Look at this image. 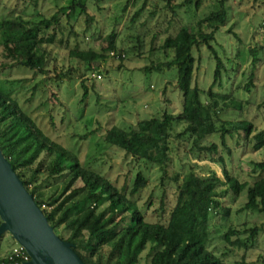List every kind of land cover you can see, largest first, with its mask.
Returning a JSON list of instances; mask_svg holds the SVG:
<instances>
[{"label": "trees", "instance_id": "obj_1", "mask_svg": "<svg viewBox=\"0 0 264 264\" xmlns=\"http://www.w3.org/2000/svg\"><path fill=\"white\" fill-rule=\"evenodd\" d=\"M228 1L215 0L207 15H200L196 22L181 26L176 35L167 37L159 48L161 58L140 68L145 72L176 69L175 86L183 95L180 111L175 113L161 107V113L140 118L128 129L113 126L104 134L107 143L120 148L133 160L157 166L161 185L165 180L177 183L176 203L171 208H167L165 192L161 194L160 207L155 211H158L157 220L148 216L152 194L144 208L133 198L150 185L142 169L135 174L130 192L121 190L107 175L83 164L78 154L45 134L24 110L18 96L6 88L8 79H0V146L56 233L73 243L74 250L86 264H136L147 248L150 264H224L223 254L209 248L212 214L220 213L225 219L230 214V207L217 198L218 188L227 186L220 195L232 192L233 200L246 191L247 201L236 211L239 214L244 211L252 215L264 213V159L250 161L252 166L246 175L251 180H241L228 166L235 149H243L247 144L256 151L264 148V130H257L251 120L233 117L236 110L242 114L244 104L250 102L238 96V91L251 92L258 86L255 72L260 58L257 52L252 53L248 74L242 73L246 76L244 82L235 83L230 92L224 90L223 71L227 61L236 58L223 59L213 41L227 23ZM201 3V0H184L179 6L186 5L196 13ZM13 13L14 17L0 21V46L4 48L5 57L42 75L50 73L47 46L55 43L57 34L63 32V17L69 20L86 15L90 22L84 0H72L51 16L39 14L37 20ZM115 37L113 30L106 39V47H75L69 55L83 63L88 73H107L101 63L109 57L124 56L118 52ZM205 46L216 59L214 80L207 90L194 83L197 63ZM141 48L140 42L132 46V50L139 53ZM238 67L240 70L241 63ZM65 75L49 80L60 86ZM170 82L166 83L164 93ZM217 84L220 91L214 90ZM82 88L81 101H85L90 94L85 80ZM229 139L235 140V148L229 144ZM183 142L190 147L188 154L206 163L204 168L197 166L198 163L185 174L170 175L171 162ZM212 164L220 167L222 174ZM195 166L206 172H200ZM41 174L49 181L46 189L36 183ZM242 223L243 228L230 226L222 238L243 250L244 258L236 264H249L245 253L256 246L258 236L264 231V222ZM60 228L68 235L61 233ZM6 254L1 255L0 247V264L5 262Z\"/></svg>", "mask_w": 264, "mask_h": 264}, {"label": "rangeland", "instance_id": "obj_2", "mask_svg": "<svg viewBox=\"0 0 264 264\" xmlns=\"http://www.w3.org/2000/svg\"><path fill=\"white\" fill-rule=\"evenodd\" d=\"M71 1L0 0V21L4 17H14L12 12L37 20L40 15L51 16ZM84 1L90 22L86 20V15L69 20L64 16L61 26L63 32L57 34L55 43L45 45L49 56V74L42 75L16 65L5 57L4 48L0 46V79H8L5 82L6 88L18 96L24 110L45 134L78 154L83 164L107 175L121 190L129 193L135 174L142 169L149 178L150 185L133 198L144 208L152 194L148 216L151 220H157L158 211H155L160 207L161 194L165 192L167 208H171L176 203L177 183L165 180L161 185V174L157 166L133 160L120 148L107 143L104 134L113 126L128 129L140 118L149 117L151 113H161V107L175 113L180 111L183 95L175 86L176 69L145 72L140 68L150 64L153 59L161 58L159 48L167 37L176 35L181 26L196 22L200 15H207L215 0H201L196 13L186 5L179 6L184 0H170V4L168 0ZM228 4L230 10L227 23L221 27L213 41L223 59L236 58L226 63L222 78L224 90L230 92L235 83L244 82L246 76L242 73L248 74L253 60L252 53L257 52L260 58L255 72L258 86L251 92L238 91V96L250 102L244 104L242 114L236 110L233 117L251 120L257 130H264V0H229L227 6ZM113 30L116 31L118 52L121 51L124 56L109 57L102 62L101 66L106 67L108 72L102 71L101 77L98 72H86L83 63L70 57V50L75 47H106V39ZM139 42L142 43L140 53L132 50V46H137ZM211 55V51L205 46L195 71L194 83L203 90H207L214 80L216 59ZM64 74L66 75L60 86L49 80L50 77ZM84 80L90 94L85 101H81ZM168 81L171 82L164 93ZM219 87L217 84L214 90L220 91ZM180 128L181 125L177 127L178 130ZM185 143L180 145L178 153L173 157L170 175L179 172L185 174L198 163L197 166L204 168L206 162L197 161L196 155L188 154L190 147ZM229 144L235 148L234 139H229ZM261 159H264V148L256 151L252 145L247 144L243 149H235L233 160L228 166L231 173L241 180H251L246 175L252 166L250 161ZM212 166L222 174L220 167L214 164ZM201 168L196 169L205 173L206 170ZM46 180L45 175L41 174L36 183L46 189L49 184ZM226 188L227 186L218 188L217 198L224 206L230 207V214L226 219L220 213L212 214L209 248L221 256L223 254L224 264H236L244 258L243 250L226 243L222 238L224 232L230 226L242 227V221L253 220L261 224L264 222V213L252 215L244 211L239 214L236 211L247 201L246 191L233 200L232 192L220 195ZM59 231L68 235L62 228ZM235 239L236 236L233 237ZM16 244L18 243L10 233L3 234L0 237L1 255ZM149 254L150 249L147 248L136 264H150ZM245 260L249 264H264V231L258 236L256 246L245 253Z\"/></svg>", "mask_w": 264, "mask_h": 264}, {"label": "water", "instance_id": "obj_3", "mask_svg": "<svg viewBox=\"0 0 264 264\" xmlns=\"http://www.w3.org/2000/svg\"><path fill=\"white\" fill-rule=\"evenodd\" d=\"M0 237L10 233L30 260L25 264H86L62 239L0 146Z\"/></svg>", "mask_w": 264, "mask_h": 264}, {"label": "built area", "instance_id": "obj_4", "mask_svg": "<svg viewBox=\"0 0 264 264\" xmlns=\"http://www.w3.org/2000/svg\"><path fill=\"white\" fill-rule=\"evenodd\" d=\"M101 77V75H99ZM30 260V255L26 249L19 245H13L6 254V259L3 264H25Z\"/></svg>", "mask_w": 264, "mask_h": 264}]
</instances>
